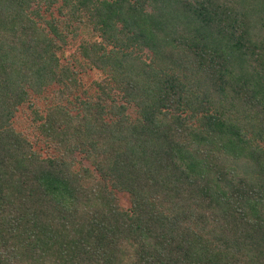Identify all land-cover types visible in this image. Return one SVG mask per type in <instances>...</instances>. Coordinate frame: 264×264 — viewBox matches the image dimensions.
I'll return each mask as SVG.
<instances>
[{
	"label": "trees",
	"instance_id": "obj_1",
	"mask_svg": "<svg viewBox=\"0 0 264 264\" xmlns=\"http://www.w3.org/2000/svg\"><path fill=\"white\" fill-rule=\"evenodd\" d=\"M0 264H264V0H0Z\"/></svg>",
	"mask_w": 264,
	"mask_h": 264
},
{
	"label": "rangeland",
	"instance_id": "obj_2",
	"mask_svg": "<svg viewBox=\"0 0 264 264\" xmlns=\"http://www.w3.org/2000/svg\"><path fill=\"white\" fill-rule=\"evenodd\" d=\"M80 42H81L80 39L70 40V44L59 54L64 64L69 61L72 62L74 58H80V54L78 50ZM104 77L105 74L98 70H89L86 73H82L81 80L84 84V88L78 90L75 93V96H79L83 99H86L91 95H96L97 89L94 86V82L99 81ZM54 90H55L54 88H51L43 96H34L32 98V103L42 112H44L47 109V107L52 104V96ZM75 96H73L71 100L74 101ZM135 112H136L135 109L132 107L130 109V113L134 117L136 116ZM14 127L17 131L28 134L33 139L35 136H37L36 127L33 121V112L29 104H26L23 107H21L20 111L18 112L14 120ZM37 149L42 153L46 154V152L44 151V145H38ZM83 164L86 166H90V163L86 161H84ZM118 197L121 206L124 209H129L131 206L129 196L125 193H120L118 194Z\"/></svg>",
	"mask_w": 264,
	"mask_h": 264
}]
</instances>
